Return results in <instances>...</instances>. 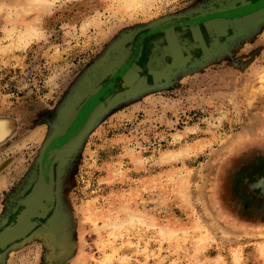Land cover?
Returning a JSON list of instances; mask_svg holds the SVG:
<instances>
[{"label":"rangeland","instance_id":"1","mask_svg":"<svg viewBox=\"0 0 264 264\" xmlns=\"http://www.w3.org/2000/svg\"><path fill=\"white\" fill-rule=\"evenodd\" d=\"M221 3L226 0H0V114L17 119L0 120V136L15 132L0 145V227L15 207L27 163L109 43L156 18ZM155 27L136 32L114 55L120 70L99 80L85 118L121 89L135 37ZM224 44L166 86L104 114L59 171L57 243L36 229L7 248L0 264H264V229L226 221L210 194L224 153L242 136L264 132V20ZM172 54L171 63L190 56L177 47ZM114 77L112 90L100 93ZM144 80L145 74L135 83ZM50 194L39 183L25 203L34 211Z\"/></svg>","mask_w":264,"mask_h":264},{"label":"water","instance_id":"2","mask_svg":"<svg viewBox=\"0 0 264 264\" xmlns=\"http://www.w3.org/2000/svg\"><path fill=\"white\" fill-rule=\"evenodd\" d=\"M245 1L226 0V3H221L220 6L224 9L231 8L237 3ZM167 20L168 17H160L149 21L144 26L128 29L109 43L105 51L83 74L72 94L64 102L59 113V119L53 126L54 129L44 145L48 144L56 135L62 133L74 119L78 109L85 100L97 93L99 80L107 74H113L120 68L119 62L115 66L113 65L115 64L113 58L125 42L131 40L136 32L148 27L159 26ZM244 20V24L238 27L237 24L239 22L228 21L231 24L236 23L232 26L234 28L237 27L228 40L242 37L252 27L263 21L264 9ZM225 46L226 44L223 43L215 49L208 50L202 56L189 63L174 62L162 68L161 72H151L152 83H147L145 80L142 83H135V79L140 78L139 74L132 71L125 72L121 81V89L96 104L87 114L77 133L51 153L58 157L65 154L68 155L77 150L98 120L113 107L137 95L166 86L175 75L189 71L197 64L204 63L211 57L221 53ZM1 119L14 120L16 118L0 114ZM14 133L0 136V145L9 140ZM210 194L216 211L226 221L241 228L264 229V132L256 131L242 136L224 153L223 157L215 165ZM24 204L26 209L18 216L17 222L0 233L1 247H6L7 244L25 237L33 226L34 223L30 221V217L35 213L30 211L27 203ZM52 224L56 226L55 231L49 232L47 228ZM37 229L41 233H45L51 243H57L55 237H60L63 229L57 211Z\"/></svg>","mask_w":264,"mask_h":264},{"label":"flooded vegetation","instance_id":"3","mask_svg":"<svg viewBox=\"0 0 264 264\" xmlns=\"http://www.w3.org/2000/svg\"><path fill=\"white\" fill-rule=\"evenodd\" d=\"M263 9L264 0H248L236 4L231 8L209 7L201 9L190 16L172 17L165 23L148 29L135 37L133 42L135 48L132 54L133 59L127 63L122 73L130 72L133 67L132 65L136 64L141 67L139 72H137L140 73L139 76L141 77V75L145 74L147 76V83H152L151 72L161 71V67L172 64L170 58L173 56V49L177 47L184 57L190 55L186 56V58H189L186 63H189L202 56L206 51L225 43L236 30L235 28L244 24L245 18H250ZM229 20L239 22L237 27H233L236 23L232 24L233 26L229 28L226 27L228 25L226 22ZM140 47H142V51L139 56ZM119 73L121 74V72H117L116 76ZM116 78H112L109 84L106 87L104 86L99 92L107 94L112 90ZM118 79H120V75ZM98 96V93L91 95L78 109L74 119L66 129L52 138L48 144L41 147L34 161L27 163L26 169L23 172L25 177L23 178L22 185L19 189L15 190L12 197L15 207L10 209L7 221L0 227V233L17 222L18 216L26 209V205L24 204L26 199L33 194L37 184L44 183L49 185L51 197L49 200H43L44 207H39L32 211L35 214L30 217V221L34 224L25 237L7 244L6 247L0 246V257L7 248L29 237L32 232L40 227L42 223H45L57 210L59 171L71 160L76 150L68 155L65 154L58 157H55L51 152L77 133L78 128L86 119L84 116L86 108ZM98 100L100 99L98 98ZM82 115L84 119L78 123ZM14 182L17 183L16 178H14Z\"/></svg>","mask_w":264,"mask_h":264},{"label":"bare ground","instance_id":"4","mask_svg":"<svg viewBox=\"0 0 264 264\" xmlns=\"http://www.w3.org/2000/svg\"><path fill=\"white\" fill-rule=\"evenodd\" d=\"M27 30H28V29H27ZM4 124H5V123H4ZM0 125H2V124H0ZM2 126H3V125H2ZM2 126H1V127H2ZM9 126H10V125H9ZM10 127H11V126H10ZM12 128H13V127H12ZM14 129H15V128H14ZM10 131H11V130H10ZM0 132H1V131H0ZM5 134H7V133H5ZM48 195H49V194H48ZM32 196H33V195H32ZM30 201H31V200H30ZM41 207H42V206H41Z\"/></svg>","mask_w":264,"mask_h":264}]
</instances>
